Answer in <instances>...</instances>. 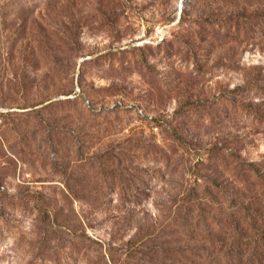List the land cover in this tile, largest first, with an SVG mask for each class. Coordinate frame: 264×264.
<instances>
[{
    "label": "rangeland",
    "instance_id": "1",
    "mask_svg": "<svg viewBox=\"0 0 264 264\" xmlns=\"http://www.w3.org/2000/svg\"><path fill=\"white\" fill-rule=\"evenodd\" d=\"M231 251L264 264V0H0V264Z\"/></svg>",
    "mask_w": 264,
    "mask_h": 264
},
{
    "label": "trees",
    "instance_id": "2",
    "mask_svg": "<svg viewBox=\"0 0 264 264\" xmlns=\"http://www.w3.org/2000/svg\"><path fill=\"white\" fill-rule=\"evenodd\" d=\"M74 37H72V40L77 38V36H79V34L77 35V33ZM76 40V39H75ZM73 44H75V42H73ZM249 174H252V178L253 179H257L259 178V176L257 175L256 171L253 170H249ZM255 186H259V188H263V185L261 186L257 180H256V184ZM234 246V245H233ZM194 256V263L191 262L189 260L190 264H237V262H240V260H244L245 258L247 259V257L249 256L248 253L244 252H239V253H234L233 251L229 252L228 254H220L218 256H220L219 258L213 260V262H211V258L209 259L207 256L205 255H193ZM250 259L252 258V256H249ZM249 259V261H250ZM241 263V262H240Z\"/></svg>",
    "mask_w": 264,
    "mask_h": 264
},
{
    "label": "built area",
    "instance_id": "3",
    "mask_svg": "<svg viewBox=\"0 0 264 264\" xmlns=\"http://www.w3.org/2000/svg\"><path fill=\"white\" fill-rule=\"evenodd\" d=\"M137 115H139L141 118L147 119L149 121H153V117L151 115H148L147 113H145V111L143 109H138L137 110ZM154 130H158V126L154 127Z\"/></svg>",
    "mask_w": 264,
    "mask_h": 264
}]
</instances>
